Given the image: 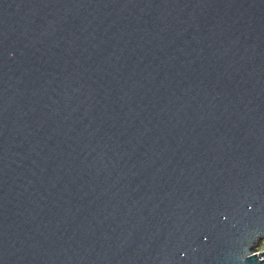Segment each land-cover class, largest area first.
<instances>
[{
	"label": "water",
	"instance_id": "obj_1",
	"mask_svg": "<svg viewBox=\"0 0 264 264\" xmlns=\"http://www.w3.org/2000/svg\"><path fill=\"white\" fill-rule=\"evenodd\" d=\"M264 0H0V264H264Z\"/></svg>",
	"mask_w": 264,
	"mask_h": 264
},
{
	"label": "built area",
	"instance_id": "obj_2",
	"mask_svg": "<svg viewBox=\"0 0 264 264\" xmlns=\"http://www.w3.org/2000/svg\"><path fill=\"white\" fill-rule=\"evenodd\" d=\"M264 251V243L259 246L257 253Z\"/></svg>",
	"mask_w": 264,
	"mask_h": 264
}]
</instances>
